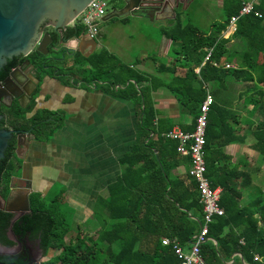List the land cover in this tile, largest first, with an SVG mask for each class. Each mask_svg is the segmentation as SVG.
<instances>
[{"label": "trees", "instance_id": "1", "mask_svg": "<svg viewBox=\"0 0 264 264\" xmlns=\"http://www.w3.org/2000/svg\"><path fill=\"white\" fill-rule=\"evenodd\" d=\"M243 3L246 2L221 0L223 19L218 25H210L211 33L176 17L173 25L162 31L171 43V64L161 65L156 73L167 75L166 80L123 65L101 49L87 58L76 54L69 66L63 60L56 73L35 50L25 57L6 61L0 69V81L9 69L23 61L37 70L38 82L55 74L62 77L61 82L68 83L75 72L83 81L101 82L100 88L129 100L136 114L134 144L118 159L121 171L107 185L106 198H97L93 205V219L98 226L93 238L80 231L67 235L63 218L44 208L37 193L29 194V213L15 222L16 232L37 240L43 252L48 248L55 250L53 258L57 264H178L171 246H161L159 240L166 238L181 248L188 247L203 222V215L194 182L187 172L176 173L179 165L176 142L164 137L173 124L158 117L151 93L164 87L175 99L179 114L190 118L188 124H180L179 128L191 132L207 88L212 104L204 130V175L210 188L220 189L218 205L223 215L213 217L207 224V240L199 245L198 255L203 264H226L232 254H238L246 264H264V194L258 188L250 189L243 200L242 192L250 186L249 171L242 162H230V156L224 152L228 145L243 143L245 135L242 132L240 135L239 130L245 127L253 140L249 148L264 163V0L253 3V12L236 21L231 35L238 41L235 66L223 67L233 57L228 56L229 39L221 38L220 33ZM63 33L68 39L82 31L73 25ZM229 84H251L239 93L244 96L241 102L244 118L223 94ZM115 86L118 88L113 92ZM32 107L31 101L25 111L18 107L0 110L3 115L0 128L38 126L30 139L46 143L63 125L64 115L37 111L23 118ZM256 111L261 119L251 126L250 119ZM14 150V142L9 141L0 160L1 198L6 197L10 179L20 169ZM10 219L9 214L0 212V233Z\"/></svg>", "mask_w": 264, "mask_h": 264}, {"label": "crops", "instance_id": "2", "mask_svg": "<svg viewBox=\"0 0 264 264\" xmlns=\"http://www.w3.org/2000/svg\"><path fill=\"white\" fill-rule=\"evenodd\" d=\"M189 14L187 18L191 20L192 12ZM127 16L145 20L152 28L162 26L168 29L174 23V19L170 16L154 19H148L147 15ZM96 25L98 31L94 37V50L91 52L88 41L80 44V55H83L84 58L97 52L99 34L97 22ZM222 38L229 39L228 56L233 57L231 62L224 64L234 66L237 45L232 49L231 46L235 39H231V36ZM144 41L156 45L159 53L165 57L170 50V40L162 33L161 38L156 41L152 38ZM87 47L89 49L86 51ZM134 63L129 66L140 72L158 76L163 80L167 79V75H159L156 71L160 69L161 65L169 66L171 64L169 57L163 63H155L152 57L135 59ZM59 78L56 76L43 77L30 113L37 111L60 112L64 115L63 126L53 134L48 142H36L29 138L27 146L24 145L17 150L20 169L17 176L10 179L9 200L17 205L24 195L27 194L28 197L30 193H37L39 200L48 181L61 184L63 190L60 197L73 208L75 224L76 220L80 219L85 229L81 231L76 226L75 232L91 234L98 229L92 217L93 205L97 198H106L107 185L114 182L121 171L118 159L134 144L136 114L129 100L113 95L105 87L100 88L101 82L83 81L78 74H74L73 81L71 82L69 79L68 83L61 82ZM231 85L234 84L228 85L224 95H230L228 90ZM117 88L115 86L112 91L115 92ZM151 99L158 117L173 120V126L178 127L180 124L189 123L190 118L179 114L175 99L164 87L160 86L153 91ZM239 134L241 135V132ZM252 143L253 140L246 141L245 137L243 143L228 145L224 152L230 156V162H242L249 171V164L244 161V158L250 156L251 153H256L249 148ZM178 162L176 173H186L188 170L187 159L179 156ZM253 182L251 179L249 189L242 192L243 200L246 199V193L250 189L258 188L264 194L263 189ZM184 250L185 248H183ZM235 263L246 264L238 254H232L226 264Z\"/></svg>", "mask_w": 264, "mask_h": 264}, {"label": "rangeland", "instance_id": "3", "mask_svg": "<svg viewBox=\"0 0 264 264\" xmlns=\"http://www.w3.org/2000/svg\"><path fill=\"white\" fill-rule=\"evenodd\" d=\"M99 1L104 5V15H107L112 10H114V8H112L113 6L111 5L110 0ZM244 1L250 2V0ZM191 7L192 8L189 9L190 11L188 10L187 13H182L180 15L181 17L178 16L182 23H193V25H195L202 32L211 33L213 31V28L210 27V25L212 23L218 25L222 22L223 15L221 11V0H196L191 4ZM189 12H192L191 20L187 18L188 15H190ZM120 18H125L127 22L126 20L121 21ZM97 24L99 34L97 37L98 48L96 49V51H99L100 49L106 51L107 53L113 55L118 61H120L119 63L123 65H134L135 59L140 60L148 57H152L155 63H163L167 60V57H169V50L166 53L167 56L165 57V55L159 53L156 45H151L144 41L145 39L151 38L156 41L158 38H161L162 31L167 30L166 27L159 26L157 28H152L149 27L145 20H138L127 15H123L118 18H110L105 21L99 20ZM74 25L81 28L78 18L75 20ZM237 43V40H233L231 49L234 48ZM233 65L235 66V64ZM250 86L251 84L231 85L229 86L228 90L230 95H224L226 97V100L230 102L232 108L240 113L241 118H244L246 116V113L241 103L244 96L240 97L239 93H241L245 87ZM262 89L264 91V87H262ZM205 92L206 94H208L207 88H205ZM245 108L246 110L249 109L248 106H246ZM260 119V113L259 111H256L250 119L251 126H253ZM167 121L172 124L174 123L173 120L168 119ZM239 132L244 133L246 141L250 142L252 140L251 135H249V132L245 130V127H241V130H239ZM244 161L248 162L249 164V174L251 179L254 181L253 184L259 185L264 192V163L259 162L260 159L256 153H251L250 156L244 158ZM44 189L45 191L40 197L39 201L42 202V206L44 208L53 210L56 217L63 218V224L64 228H66V234L68 235L70 233L71 235H73L76 231V226L79 227L81 231L85 230L80 219H77L75 224L73 220V208L68 204V202L60 197L63 190L62 185L48 181ZM54 196H56L55 199H53ZM97 230L89 235L93 238ZM51 235L54 234L51 233ZM187 250L188 247H185L184 252H187ZM55 254V250H51V248H48L46 250L45 256L43 257V260L49 264H57L55 262V259L53 258Z\"/></svg>", "mask_w": 264, "mask_h": 264}, {"label": "flooded vegetation", "instance_id": "4", "mask_svg": "<svg viewBox=\"0 0 264 264\" xmlns=\"http://www.w3.org/2000/svg\"><path fill=\"white\" fill-rule=\"evenodd\" d=\"M194 1L196 0H110V3L113 6L112 8H114V10L116 11L121 10L126 6L132 7L131 13L126 15H147L148 19H154L159 17H171L173 13V19L175 20V18L180 16L182 13L188 12V10L192 8L191 4ZM43 32H46L51 39L50 43H48V45L46 46L47 54L43 56L46 59L45 61L47 62V67L52 68L55 73L56 70L62 67L61 62L63 60H65L66 65L69 66L74 56L76 54L80 55V46L75 45L71 40V37L66 39L64 37V31L62 32L61 36L56 30H53L51 28H45ZM85 42H87V40H85L84 43ZM88 49L89 47H87L86 51ZM80 56L83 57V55ZM16 68L17 71L13 73L12 77L14 78L15 82L18 83L19 87L15 86L12 83H5L4 87H0V110L10 109L11 107H18L20 110L25 111L31 101L34 104V100L39 91V86L41 82H38L37 80V70L34 69L33 65L29 64L28 61H23L21 64L9 69L3 80L8 76L11 70ZM74 74L76 73L74 72ZM53 75L55 76V74ZM73 76L74 75L69 76L71 82L73 81ZM3 80L0 81V84ZM29 113L30 112H26L22 117L28 118L33 114ZM0 116L1 122V120L3 119V115L1 114V112ZM52 119L53 118H51L50 120ZM5 130L14 131L16 134H27L29 135V139L31 133L38 131V126L28 127L26 129L18 128L17 130ZM14 136L10 141H13L15 143ZM9 193L10 189L8 190V193L5 198L0 197V212L9 214L11 216L7 227L3 226V231L0 233V239H3L4 241L0 242V259L6 261L2 262L0 260V262L14 264H49L43 260V257L45 256L46 252L42 251V249L39 247L37 240L30 239L28 236L23 235L20 232H16L15 225L13 226L12 231H10L11 221L16 217H22L28 214L29 212L19 211V209H17L19 206L15 205L14 203H11V201L9 200ZM3 210H9L10 212H5Z\"/></svg>", "mask_w": 264, "mask_h": 264}, {"label": "water", "instance_id": "5", "mask_svg": "<svg viewBox=\"0 0 264 264\" xmlns=\"http://www.w3.org/2000/svg\"><path fill=\"white\" fill-rule=\"evenodd\" d=\"M91 1L92 0H0V69L6 64L7 60L18 56L25 57L33 50L41 55H46V46L50 43L51 39L43 30L45 28H51L56 30L61 36L65 28L72 27L71 24L75 21L76 17ZM131 11L132 7L128 6L121 10H112L109 14L104 15L101 21L130 14ZM170 18H173V13ZM71 40L75 45L79 46L82 42L87 40L90 43L91 52L95 48V40L86 38L82 33H79L78 36L73 35ZM36 43L38 44L36 45ZM15 71H17V68L11 70L8 76L1 82L0 87H4L5 83H12L19 87L18 83L15 82L12 77ZM13 136L15 138L14 154L16 158H19L17 150L24 145L27 146L29 135L22 133L16 134L14 131L0 128V160L4 156L7 143ZM17 206H19L17 208L19 211L29 212L27 194L18 201ZM3 211L10 212L9 210ZM19 217L21 216L11 221L10 231H12ZM0 264L14 263L0 262Z\"/></svg>", "mask_w": 264, "mask_h": 264}, {"label": "built area", "instance_id": "6", "mask_svg": "<svg viewBox=\"0 0 264 264\" xmlns=\"http://www.w3.org/2000/svg\"><path fill=\"white\" fill-rule=\"evenodd\" d=\"M254 2L243 3L235 15L229 17L224 30L220 33V37H229L235 32L236 21L245 15L252 13V4ZM104 5L99 0H92L76 17L82 28V33L88 39H94L97 34L96 22L104 16ZM256 15V14H255ZM75 19V20H76ZM75 22V21H74ZM74 22L71 24L73 26ZM38 43H36L37 45ZM225 69H233L234 66L224 64ZM212 104V98L205 95L198 107V113L194 118L193 129L191 132H183L178 126H173L168 130L164 137L168 140L175 141L176 153L188 160L187 175L195 184L198 202L201 205L203 222L199 226L198 231L192 236L187 252L179 247L175 241L161 238L159 243L161 246H171L173 255L179 260L178 264H203L199 255L198 247L204 243L207 232V224L211 222L213 217L222 216L223 211L218 205L220 189L219 187L210 188V184L205 177V163L203 159L204 146V130L206 122V114L209 106ZM254 260H257L254 257Z\"/></svg>", "mask_w": 264, "mask_h": 264}]
</instances>
